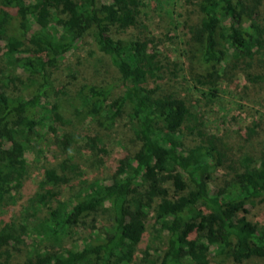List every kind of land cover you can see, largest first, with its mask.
<instances>
[{
  "label": "trees",
  "instance_id": "obj_1",
  "mask_svg": "<svg viewBox=\"0 0 264 264\" xmlns=\"http://www.w3.org/2000/svg\"><path fill=\"white\" fill-rule=\"evenodd\" d=\"M174 4L168 32L184 27L193 48L187 64L166 59L158 48L162 41L142 30L129 36L140 27L144 0H0V208L27 178L26 153L55 136L51 124L62 121L63 103L89 127L76 137L95 164L108 154L104 134L126 108L136 145L108 178L80 180L66 199L61 188L73 181L78 165L65 159L45 169L38 211L46 215L34 227L46 244L29 250L23 238L29 221L4 222V263L24 250L25 260L16 264H241L264 258V225L247 217V207L264 206V152L236 158L218 137L188 147L187 137L203 136V116L178 87L190 86L206 107L229 72L264 87V0H183L178 13ZM86 40L108 60L116 85L87 83L70 92L68 82L56 89L61 60ZM72 141L68 137L61 148L68 150ZM155 202L162 203L161 213ZM103 216L110 226L99 232ZM149 220L164 236V249L138 259ZM74 235L82 246L66 247Z\"/></svg>",
  "mask_w": 264,
  "mask_h": 264
},
{
  "label": "rangeland",
  "instance_id": "obj_2",
  "mask_svg": "<svg viewBox=\"0 0 264 264\" xmlns=\"http://www.w3.org/2000/svg\"><path fill=\"white\" fill-rule=\"evenodd\" d=\"M173 2L176 3L174 5L177 13L182 11L180 8L183 5V0H144L145 6L142 9V18L139 20L140 27L129 33V36L142 30V36L153 38L156 43L162 41L158 48L166 59L170 61L179 60L187 64L185 59L193 48L186 44L187 37L184 27L180 26L176 30L168 32L172 21L169 11ZM174 21L182 23L184 17L176 20V16H174ZM170 37L171 42L168 41ZM68 75H71L72 79ZM68 82H71L67 86L70 92L87 83L109 87L116 85L117 74L108 60L97 52L89 40H86L77 49L65 55L55 73L54 85L56 89L65 86ZM168 83L167 77V80L162 83V87L164 84L169 85ZM178 87L180 95H191L189 105L195 106L197 112L203 116L204 126L201 128L203 136L187 137L186 145L188 147L206 143L208 140L218 137L221 141L220 144L226 147L236 158L248 156L256 159L264 152V87L262 85L249 83L242 73L237 72L234 76L232 72H229L227 79L219 81V97L213 105L208 107L204 105L205 101L196 102L199 94L191 91L190 86L183 83L179 84ZM64 92L61 98L67 99L70 94L67 91ZM63 104L67 109L66 111L61 110L62 121L57 124L50 123L55 129L57 128L55 136L53 134L45 136L44 141L42 140L33 152L26 153L29 166L27 178L22 186L12 193V198L7 197L6 202L0 208V227L4 222L14 221L21 224L24 220L29 221L28 234L23 237L29 250L35 245L40 247L46 244L44 234L38 233L35 229L36 225L46 215V212H42L43 210L38 211L41 201L40 184L45 169L57 166L65 159L71 164L78 165L79 170L76 171V175L75 172L71 174L73 181L61 188L62 199H66L77 191L80 180L90 181L108 178L112 172V165L119 160L121 155L128 153L132 156L136 148V145L131 142L132 137L126 118L128 108H126L118 119L115 128L104 134L108 154L100 160L101 164H95V157L86 151L84 143L78 142L76 137L79 134L84 136L86 133H90L89 127L87 124H81V120L75 118L72 111L68 110V105ZM46 131H48V126L42 132ZM68 137H72L73 141L68 150L64 151L61 148V142H65ZM221 173L224 172L218 171L216 176L220 177ZM210 187L214 192L213 185ZM161 207L162 203L160 202H155L153 205V208L159 213L163 211ZM247 210L249 211L247 217L250 221L264 225V206L247 207ZM152 215L153 212L150 217ZM99 219L100 222L96 224V230L102 232L104 227L110 226V220L105 216ZM86 225L90 226L89 220ZM157 230V226L153 227V220H149L146 234L138 247V259L142 257L144 251H147L149 255H158L164 249V236ZM76 239L77 235H74L70 240L67 239L65 246L77 245L81 247L82 242L80 240L77 243L73 242ZM25 258L24 250L21 255L13 256L7 263H22ZM0 264L6 263L0 259ZM211 264L234 263L227 259L223 261L213 259ZM241 264H264V258H252Z\"/></svg>",
  "mask_w": 264,
  "mask_h": 264
}]
</instances>
